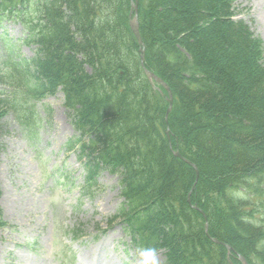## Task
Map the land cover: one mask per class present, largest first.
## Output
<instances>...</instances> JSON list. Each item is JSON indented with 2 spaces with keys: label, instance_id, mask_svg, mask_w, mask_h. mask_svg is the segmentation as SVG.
Returning a JSON list of instances; mask_svg holds the SVG:
<instances>
[{
  "label": "trees",
  "instance_id": "obj_1",
  "mask_svg": "<svg viewBox=\"0 0 264 264\" xmlns=\"http://www.w3.org/2000/svg\"><path fill=\"white\" fill-rule=\"evenodd\" d=\"M136 3L144 67L172 94L167 114V91L141 64L130 0H0V22L20 23L35 51L24 58L8 45L0 59V125L13 110L34 131V103L60 90L81 187L92 191L101 170L118 176L122 201L110 221L134 247L162 250L163 264H242L238 255L264 264L258 41L231 0Z\"/></svg>",
  "mask_w": 264,
  "mask_h": 264
},
{
  "label": "rangeland",
  "instance_id": "obj_2",
  "mask_svg": "<svg viewBox=\"0 0 264 264\" xmlns=\"http://www.w3.org/2000/svg\"><path fill=\"white\" fill-rule=\"evenodd\" d=\"M231 2L234 18L258 41L254 60L264 70V0ZM24 36L20 23L2 20L0 59L8 45L21 57L33 56L34 47L21 42ZM229 61L238 64L240 56ZM34 110L33 132L13 110L0 125V218L6 222L0 228V264H139L140 250L118 219L110 221L122 201L118 176L101 170L92 191L80 189L84 168L78 153L65 147L75 131L61 91L43 96ZM257 216L264 222V213ZM157 255L163 264L164 252L158 249Z\"/></svg>",
  "mask_w": 264,
  "mask_h": 264
},
{
  "label": "water",
  "instance_id": "obj_3",
  "mask_svg": "<svg viewBox=\"0 0 264 264\" xmlns=\"http://www.w3.org/2000/svg\"><path fill=\"white\" fill-rule=\"evenodd\" d=\"M130 14H131V19H130V26H131V30L134 34V36L136 37L139 45L141 46L140 47V59H141V64L143 65V53H144V45H143V42L140 38V35H139V31H138V7H137V3H136V0H130ZM145 73L147 75V77L149 79H154L156 82H158L159 84H162L164 86V88L167 90L168 92V107H167V111H166V114L169 112L170 108H171V104H172V94L169 90V88L167 87V85L161 81L159 78H157L153 73H151L150 71H148L147 69H145ZM165 119H166V116H165ZM167 121V119H166ZM174 154L176 156H179L181 157L182 159H184L187 163L189 164H192L189 160L183 158L178 152H174ZM195 168V167H194ZM196 169V168H195ZM195 207V206H194ZM197 208V207H195ZM205 227L207 229V224H205ZM214 242L218 243L219 241L215 238H211ZM226 248L228 250H230V246L229 245H225ZM239 260L242 262V264H247L246 263V260L242 257V256H239L238 257Z\"/></svg>",
  "mask_w": 264,
  "mask_h": 264
},
{
  "label": "clouds",
  "instance_id": "obj_4",
  "mask_svg": "<svg viewBox=\"0 0 264 264\" xmlns=\"http://www.w3.org/2000/svg\"><path fill=\"white\" fill-rule=\"evenodd\" d=\"M139 264H159L157 250L154 247L141 248Z\"/></svg>",
  "mask_w": 264,
  "mask_h": 264
}]
</instances>
